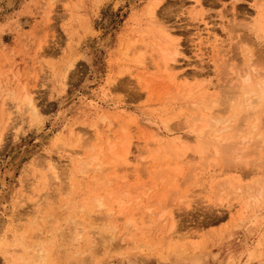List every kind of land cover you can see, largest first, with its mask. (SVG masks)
Returning <instances> with one entry per match:
<instances>
[{"label": "rangeland", "instance_id": "obj_1", "mask_svg": "<svg viewBox=\"0 0 264 264\" xmlns=\"http://www.w3.org/2000/svg\"><path fill=\"white\" fill-rule=\"evenodd\" d=\"M149 2L0 0V180L9 183L0 195V264H264V183L253 182H264V137L249 149L243 175L214 160L209 144L197 148L189 131L203 97L207 104L215 98L214 117L229 118L239 112L230 98H243L238 77L245 67L264 75L255 62L259 48L264 54V35L257 40L255 32H264V0H159L154 22L178 50L171 71L162 65L161 44L140 35ZM246 47L255 49L249 62ZM207 84L215 88L208 96ZM186 88L195 92L189 99ZM260 106L258 115L240 118L244 125L238 119L245 132L256 122L264 134ZM171 116L164 137L180 138L177 158L162 156L166 144L151 141ZM99 147L102 170L90 166L82 176L81 159ZM110 147L118 156L126 151V162L111 158ZM49 161L57 164V182ZM75 255L82 262H73Z\"/></svg>", "mask_w": 264, "mask_h": 264}, {"label": "bare ground", "instance_id": "obj_2", "mask_svg": "<svg viewBox=\"0 0 264 264\" xmlns=\"http://www.w3.org/2000/svg\"><path fill=\"white\" fill-rule=\"evenodd\" d=\"M159 2V0H150V2H149V6H147V8H146V13H145V16H146V18H147V21L149 22V23H147L149 26L146 28V31L144 32V33H142L141 31V37L142 36H147L150 40H152V41H156L157 43H159V44H161V46H159V49H158V53H160L159 55H160V58L162 57V61H163V63H162V65L164 64L165 66H164V70L165 71H168L167 69H169L168 68V66H169V62H173L174 60H175V56H177V54H178V50H177V48H176V46L175 45H173V42H172V40H171V37L172 36H170L169 35V32H167V31H169L168 29H166L163 25L162 26H159L160 24V22L159 23H155L154 21L156 20V18H154V15H155V11H157V9L155 10V7L157 6V3ZM159 4V3H158ZM258 4V3H257ZM256 4V5H257ZM259 5V4H258ZM262 5V4H261ZM255 6V5H254ZM261 6H259V8H260ZM262 7H264V5H262ZM161 8V7H160ZM256 9V8H255ZM261 11H263V9L261 10ZM264 13V12H263ZM146 21V22H147ZM145 22V23H146ZM163 24H164V22H163ZM163 27V28H162ZM255 27L256 26H254V25H252L251 26V28L253 29V30H255ZM139 28V27H138ZM167 30H165V29ZM168 28V27H167ZM138 31V30H137ZM143 31V30H142ZM171 31V30H170ZM261 31V27H259V28H257L256 30H255V32H259L258 33V35L256 36L257 38H259V39H257V40H261L262 39V37H263V35H264V32H260ZM144 34V35H143ZM136 35V34H135ZM170 36V37H169ZM236 37H241V35L240 36H236ZM174 38V37H173ZM172 38V39H173ZM246 39V38H245ZM176 40V39H175ZM259 42V41H258ZM142 41H141V45H142ZM129 44H131V43H129ZM145 45H149V44H145ZM152 45V44H151ZM260 45V44H259ZM132 46V45H131ZM157 46V45H156ZM258 46V45H257ZM141 47V46H140ZM148 47H150V46H148ZM152 47V46H151ZM158 47V46H157ZM240 47H242V45L240 46ZM248 47V46H247ZM246 47V48H247ZM256 47V46H255ZM142 48V47H141ZM179 48V47H178ZM258 48L259 47H257V50H258ZM129 49V48H128ZM251 49V48H250ZM249 48H247V49H245V56L247 57L246 59H247V61L249 62V58L251 57L252 59L255 57H253L252 56V52H251V50L252 51H255V49H251L250 50ZM136 50V49H135ZM157 50V49H156ZM256 50V51H257ZM128 51V50H127ZM258 51H261L260 50V48H259V50ZM257 51V53L258 54H256L257 55V60L255 61V62H262L263 64H264V55H262L261 53H259ZM126 52V51H125ZM139 54H141V52H139V51H137ZM123 54V53H122ZM126 54H127V52H126ZM254 54V53H253ZM136 56V55H135ZM159 58V57H158ZM250 58V60H252ZM125 59V58H124ZM139 59H140V57H139ZM139 59H137V60H139ZM142 60V59H141ZM141 60L139 61V62H141ZM161 61V62H162ZM143 62V61H142ZM141 62V63H142ZM178 62V61H177ZM138 63V62H137ZM170 64H172V63H170ZM173 64L174 65H176V61H174L173 62ZM178 65H179V63H177ZM251 65V64H250ZM257 65V64H256ZM259 65V64H258ZM248 66V65H247ZM246 66V67H247ZM259 66H262V68H263V65H259ZM173 67H175V66H173ZM232 67H233V65H232ZM231 67V68H232ZM245 67V69H244V71H242V70H240V73H241V71L243 72V76H241V75H239V77L238 78H243V85L242 86H238L239 87V89H241L240 90V92L241 91H243V98L242 99H240V101H238L236 98H230V97H232V95H236V94H238L237 93V91H235V89L234 88H230L228 91H227V93H231L232 95L229 97L230 98V103L231 104H234L235 105V108L239 111L238 112V114H232L229 118H226V119H223V118H220V117H214L213 115H215L214 114V99L215 98H213V103H210L209 101V103L207 104L206 102H205V97H203L199 102V104L198 105H196L195 106V108H193L192 109V111H193V113L189 116V128H190V130L189 131H192V134L193 133H195V137H196V140H198V144H197V148H203V147H206L207 146V144H209L208 146H210V148H212V150H213V158H214V160H218V162L220 161L221 163H220V165H222V163L223 164H225V165H227V166H230V167H237V168H234V169H232V170H230V171H232L233 173H242L243 172V167L244 168H246V170L247 171H245V169H244V171H245V173L247 174V172H248V169H247V167H245V158L248 156V155H251V151L249 150L251 147H253V145H255L256 146V144H257V142L256 141H258V139L259 138H262V137H264V134H263V132H261V131H258L257 130V127H256V122L255 123H253V124H251V125H249V131H247V132H245V128H243V125H244V123L242 122V120H246V118L245 117H247V115H249L251 112L250 111H252L253 110V114H257L258 115V109H257V107L256 106H258V105H261L260 107L261 108H263L264 107V75L262 76V74H259L258 73V76H256L255 74V76L256 77H254V76H252V74H251V72H250V70H249V67H247L246 68ZM251 67H252V65H251ZM167 68V69H166ZM177 68V67H176ZM67 69V68H66ZM162 69H163V67H162ZM264 69V68H263ZM263 69H261V70H263ZM170 70V69H169ZM174 69H172V71H173ZM230 70V69H229ZM252 70V69H251ZM171 71V70H170ZM237 71V70H236ZM232 73V72H231ZM261 73H263L262 71H261ZM237 74V73H236ZM235 74V75H236ZM171 75V74H170ZM174 75V74H173ZM259 76H261L260 77V79H258L257 77H259ZM190 77H192V76H190ZM189 77V78H190ZM187 78V77H186ZM237 78V80H239L240 81V79H238ZM253 78V79H252ZM188 80V79H187ZM251 80H254L255 82V87H250V88H245L244 87V81H245V83L246 82H250ZM236 84V83H235ZM204 85V84H203ZM197 86H199V84L197 85ZM234 86V85H233ZM215 87H216V85H215ZM218 87V86H217ZM234 87H236V89H238L237 88V86H234ZM193 88H196V86H194ZM219 88H220V86H219ZM203 90H204V95H207L208 96V92L210 93V90H215V88H214V86H211V85H205L204 86V88H203ZM220 90H221V88H220ZM185 92H184V99H189V98H191L194 94H195V92L193 91V89H191V88H186V90H184ZM225 92V91H224ZM234 92H235V94H234ZM211 95H212V93H211ZM228 95V94H227ZM26 96V95H25ZM213 97H215V95L213 96ZM27 98V97H26ZM30 98V97H29ZM29 98H27L28 99V105H27V107L28 106H30V107H34V103L32 102V101H30V99ZM245 99V100H244ZM33 100V99H32ZM198 100V99H197ZM232 100V101H231ZM212 101V100H211ZM236 101V102H235ZM27 103V102H26ZM219 103V102H218ZM221 103V102H220ZM227 103H229V102H227ZM226 102L224 103V106H223V108H225V107H228V106H225V104H227ZM229 103V107L231 106V104ZM186 105H188V104H186ZM190 106H191V104H189ZM262 105H263V107H262ZM253 106H254V108H253ZM29 107V108H30ZM201 107V110H199V108ZM251 108H253V109H251ZM216 110V112H219V110L220 109H218V111H217V109H215ZM260 110H262V109H260ZM259 110V111H260ZM225 112V111H224ZM222 114H225V113H222ZM221 114V115H222ZM263 113L261 112V114L260 115H262ZM172 115H174L173 113H172ZM176 115V114H175ZM178 115H180V114H178ZM264 115V114H263ZM177 116V115H176ZM175 117V116H174ZM250 117V116H249ZM170 118V117H169ZM176 118H178V117H176ZM242 120H241V119ZM251 118V117H250ZM253 118V117H252ZM259 118V117H258ZM173 118H172V116H171V118L170 119H168V120H164V121H162V125H163V128H164V130H165V132H161L159 129L158 130H154L155 132H153V136H152V139L153 140H151V141H153V142H155V143H157L159 146H162V144H166V147H165V151H164V154L162 155V156H164L165 154H166V152H173V155L176 157V152H177V142H179L180 141V138L179 137H177L178 135H176V137H173V138H171V139H165V135L166 136H169L170 135V129H169V127L170 128H172V126H170L169 125V122L172 120ZM238 119H240V121L243 123V125L241 126L240 124H242V123H240L239 122V120ZM257 119V118H256ZM101 120H104V118H101ZM172 123H173V120H172ZM187 123H188V121H187ZM96 124H98L99 125V123L97 122ZM97 125V126H98ZM217 125H218V130H215V131H211V130H213L215 127H217ZM151 126V125H150ZM94 127H95V125H94ZM188 128V127H187ZM96 129V128H95ZM109 130V129H108ZM178 131H179V129H177ZM181 130V129H180ZM188 130V129H187ZM211 131V132H210ZM207 133H210V134H212V135H214L215 137H216V139H215V141L213 142H211V141H207V138L205 137L206 136V134ZM165 134V135H164ZM126 135V134H125ZM190 135V134H189ZM253 135V136H252ZM126 136H128V134L126 135ZM125 136V137H126ZM186 136V135H185ZM262 136V137H261ZM127 139V138H126ZM129 139V138H128ZM127 139V140H128ZM189 139V138H188ZM187 140V139H186ZM76 141H78V140H76ZM75 141V142H76ZM80 141V140H79ZM192 141V140H191ZM195 141V140H194ZM193 141V142H194ZM123 142V141H122ZM256 142V144H254ZM262 142V141H261ZM154 143V144H155ZM192 143V142H191ZM260 142H258V145H260L259 144ZM150 144V143H149ZM72 144H70V146H71ZM153 145V144H152ZM181 146H182V144H180ZM179 145V146H180ZM69 146V145H68ZM109 146V145H108ZM111 146V145H110ZM124 146V145H123ZM195 146V145H194ZM72 147H73V145H72ZM147 147H149V145L147 146ZM182 147H184V144H183V146ZM261 148H262V146H260ZM108 148V147H107ZM124 148V147H123ZM196 148V147H195ZM210 148H206V149H210ZM255 148V147H254ZM257 148V147H256ZM70 149V148H69ZM74 149V148H73ZM72 149V150H73ZM81 149V148H80ZM112 149L113 148H109L107 151H108V153H109V155L110 154H112L114 157H111V158H115V159H118L119 158V161L120 162H122V164H123V161H125L126 162V155L127 154H125L126 153V151H124V152H121V153H117V154H119V156L118 155H116V154H114V152H112ZM126 149V148H125ZM259 149V148H258ZM257 149V150H258ZM71 150V151H72ZM114 150V149H113ZM127 150V149H126ZM183 150V149H182ZM261 150V149H260ZM80 151V150H79ZM92 151V154H90L89 156H86L84 159H81L82 161L79 163V165H80V169L78 170V172L82 175V176H84L85 175V171H91L90 169H89V167L90 166H92V168L95 170V172L96 171H98V172H100L102 169V164L99 162V155L101 154L102 155V153H104V151H102L101 149H100V147L96 150L95 148H91V150H90V152ZM107 151L105 152V154L107 153ZM185 151H186V149H185ZM163 152V151H162ZM200 152V151H199ZM73 153V152H72ZM107 153V154H108ZM125 155H124V154ZM200 153H205V152H203V151H201ZM207 153V152H206ZM212 153V152H211ZM210 153V154H211ZM262 153H264V150L261 152V154ZM161 154V153H160ZM178 154H180L179 156H182L181 155V153H177V155ZM208 154V153H207ZM112 155H110V156H112ZM138 155V157L140 158V156H139V154H137ZM142 155V154H141ZM209 155V154H208ZM253 155V154H252ZM252 155H251V157H252ZM210 156V155H209ZM255 156V155H254ZM142 157V156H141ZM177 158V157H176ZM209 158V157H208ZM208 158L206 157V158H203V156H202V159H205V162H204V164L205 163H207V161H208ZM115 159H114V161H115ZM121 159V160H120ZM138 159V158H137ZM153 159H154V157H153ZM159 160V159H158ZM179 160V159H178ZM207 160V161H206ZM112 161V160H111ZM50 163H48V165H47V167H48V170H50L52 173H53V177H54V180H55V182H57L56 180H57V176H56V165H55V163L54 162H52V161H49ZM113 162V161H112ZM203 162V161H202ZM212 162V164H213V162L214 161H211ZM259 163V162H258ZM260 164V163H259ZM213 165H217L216 163L215 164H213ZM225 165H223V167H225ZM264 165V164H263ZM68 166V165H67ZM104 166V165H103ZM258 166H260V168H261V166H262V164L261 165H258ZM107 167V166H106ZM254 167V170H252V168ZM252 168L250 167V170H252L251 172L253 173V172H255L256 170H257V168L255 167V166H253ZM263 167V166H262ZM63 168V167H62ZM143 168V167H142ZM177 168V167H176ZM239 168H242L241 170H242V172H240V169ZM256 168V169H255ZM259 168V167H258ZM88 169V170H87ZM144 169V168H143ZM178 170L176 171V172H174L175 173V175L174 176H176V175H178L179 173H178V171H180V169L179 168H177ZM61 170V169H60ZM94 170H92V171H94ZM107 170V169H106ZM174 170H175V168H174ZM173 170V171H174ZM249 170V171H250ZM263 170V169H262ZM261 170V171H262ZM140 171V170H139ZM260 171V172H261ZM47 172V171H46ZM207 172V171H206ZM229 172V171H228ZM251 172H250V174H251ZM258 173H259V171H257ZM257 172H255L256 173V175H257ZM62 173H63V171H62ZM61 173V174H62ZM180 173H181V171H180ZM49 174V173H48ZM79 174V175H80ZM213 174V173H212ZM211 174V175H212ZM243 175H245L244 173H242ZM260 174H263V173H260ZM9 175L11 176L12 175V173H9ZM64 175V174H63ZM249 175V174H248ZM259 175V174H258ZM70 176V175H69ZM174 176L172 177V178H174ZM251 176V175H250ZM254 176V175H253ZM52 177V176H51ZM72 177V176H71ZM118 177V176H117ZM63 178V177H62ZM102 178V177H101ZM123 178V177H122ZM261 178H264V177H261ZM51 179H53V178H51ZM66 179V178H65ZM235 179H237L236 177H235ZM235 179H230V180H233V181H235ZM243 179V178H242ZM54 180H53V182H54ZM96 180V179H95ZM209 180H211V178H209ZM259 180V181H258ZM260 180H262V179H260V178H257V180H253V182L254 181H256L255 183H258V182H262V183H264L263 182V180L262 181H260ZM59 181H60V179H59ZM68 181V180H67ZM93 181V180H92ZM172 181L173 180H171V183H172ZM225 181V180H224ZM224 181H222L221 182V186L223 185L224 186V184H225V182ZM238 181V180H237ZM77 182V181H76ZM81 182L82 181H80V183H79V180H78V183L79 184H81ZM170 182V181H169ZM224 182V183H223ZM231 183H233L234 184V182H232V181H230ZM240 181H238V183H239ZM50 183V182H49ZM59 183V182H58ZM63 183H65V182H63ZM77 183V184H78ZM93 183V182H92ZM171 183H169V184H171ZM252 184L251 183V185L253 186V188L255 187L254 185H256V184ZM168 184V185H169ZM173 184V183H172ZM219 184L220 183H218V187H219ZM260 184V183H259ZM168 185H167V187H168ZM226 186L225 187H227V182H226V184H225ZM260 185H262L263 186V188H264V184H260ZM8 186H9V183H8V181H7V179H1L0 180V195L2 194V193H4V191H6L7 190V188H8ZM82 186V185H81ZM233 186V185H232ZM241 187V186H243L244 187V185L242 184H240V185H238V187ZM67 187V186H66ZM65 187V188H66ZM84 187V186H83ZM175 187V186H174ZM235 187L236 188H238L237 187V183H236V181H235ZM240 187L238 188V189H240ZM243 187H242V190H244L243 189ZM170 188V187H169ZM173 187H171V191L172 190H174V189H172ZM227 188H229V187H227ZM235 188V189H236ZM219 189H222L221 187L219 188ZM235 189H233L234 191H237L238 193L240 192L238 189L237 190H235ZM258 189V188H257ZM61 190V189H60ZM233 190L231 191V192H233ZM255 190H256V188H255ZM176 191V190H175ZM230 192V193H231ZM236 192V193H237ZM244 192H248V189L246 190H244ZM256 192V191H255ZM56 193H57V191H56ZM173 193H176V192H173ZM249 193V192H248ZM251 193L252 192H250V195H251ZM178 194V193H177ZM252 194H254V193H252ZM81 195V194H80ZM242 195H243V192H242ZM241 195V196H242ZM256 195H257V193H256ZM52 196H54V195H52ZM240 196V197H241ZM50 198H52L51 196H49ZM80 197V196H79ZM45 198V197H44ZM49 198V199H50ZM54 198V197H53ZM81 198V197H80ZM77 198L75 197V200H76ZM79 199V198H78ZM48 200V199H47ZM46 200V201H47ZM251 200V199H250ZM41 201H42V199H41ZM42 202H45V201H42ZM52 202V201H51ZM51 202H50V204H51ZM81 202H83V200L81 201ZM49 203V202H48ZM54 203H55V201H54ZM47 204V203H46ZM65 204H67V203H65ZM100 205V204H99ZM66 207H67V210L66 209H64V210H66V211H68V209H69V211L70 212H72L71 210L74 208V205L73 204H67L66 205ZM83 207V206H82ZM100 208H101V206H100ZM71 209V210H70ZM68 211V212H69ZM101 211V210H100ZM64 212V211H63ZM74 212V211H73ZM72 212V213H73ZM75 213V212H74ZM69 214V213H68ZM71 214V213H70ZM240 214V213H239ZM242 214V213H241ZM67 216V215H66ZM90 216V215H89ZM67 218V217H66ZM131 218H132V216H131ZM240 218V217H239ZM68 219V218H67ZM69 220V219H68ZM76 220V219H75ZM74 220V221H75ZM77 221V220H76ZM33 222V221H32ZM36 222V221H35ZM128 222H129V220H128ZM70 224L72 223V222H69ZM78 223V222H77ZM76 223V224H77ZM34 224V223H33ZM68 224V223H67ZM69 224V225H70ZM73 224H75V222L74 223H72L71 225H73ZM151 224V223H150ZM79 225V224H78ZM100 225V224H99ZM73 226H76V225H73ZM131 226V224L129 225L128 224V226L127 227H130ZM171 226V225H170ZM65 227H66V225H65ZM70 227V226H69ZM102 227V226H101ZM172 227V226H171ZM170 227V228H171ZM174 227V226H173ZM172 227V228H173ZM67 228V227H66ZM98 228V227H97ZM68 229V228H67ZM75 229H77V227H75ZM111 229V228H110ZM129 229V228H128ZM61 230H59V232H60ZM70 231V230H69ZM75 231V230H74ZM77 231V230H76ZM30 232V231H29ZM58 232V231H57ZM58 232V233H59ZM62 232V231H61ZM63 232H64V228H63ZM63 232H62V234L61 235H64L63 234ZM111 232H112V230H111ZM64 233H67V234H69V232H66V230H65V232ZM110 233V232H109ZM128 233V232H127ZM111 234V233H110ZM60 235V234H59ZM61 235H60V238H63V236L61 237ZM38 236V235H37ZM70 236V235H69ZM57 237H59V236H57ZM65 237H68V235H65ZM42 239H43V237H42ZM59 239V238H58ZM110 239V238H109ZM58 241H60V239L58 240ZM98 241V240H97ZM112 241V240H111ZM179 247V246H178ZM93 248H95V247H93ZM93 248H90V249H93ZM89 249V250H90ZM176 249H178L177 247H176ZM40 250V249H39ZM169 250V249H168ZM179 252V251H178ZM18 253V252H17ZM88 255V254H87ZM92 254H90V256H91ZM42 256V255H41ZM21 257V256H20ZM37 257V256H36ZM86 257V256H85ZM39 258H41L40 256H39ZM79 258H80V256H79ZM79 258H77V255H75L73 258H72V260H73V262L75 261V263H79L80 261L82 262V257H81V259H79ZM37 259V258H36ZM43 259V258H42ZM41 259V260H42ZM83 259H84V257H83ZM86 259V258H85ZM26 260V259H25ZM37 260H39V259H37ZM36 260V261H37ZM88 261V260H87ZM19 262H20V260H19ZM86 263V261H83V263ZM35 264H39L38 262H34ZM42 263H43V261H42ZM21 264V263H20ZM23 264V263H22ZM24 264H26V262L24 263ZM27 264H30L29 262L27 263ZM73 264V263H72Z\"/></svg>", "mask_w": 264, "mask_h": 264}, {"label": "snow or ice", "instance_id": "obj_3", "mask_svg": "<svg viewBox=\"0 0 264 264\" xmlns=\"http://www.w3.org/2000/svg\"><path fill=\"white\" fill-rule=\"evenodd\" d=\"M262 55H264V54H262Z\"/></svg>", "mask_w": 264, "mask_h": 264}]
</instances>
